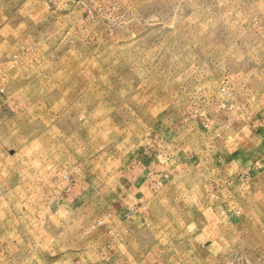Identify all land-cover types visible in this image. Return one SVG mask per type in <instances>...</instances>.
Here are the masks:
<instances>
[{
	"label": "rangeland",
	"instance_id": "rangeland-1",
	"mask_svg": "<svg viewBox=\"0 0 264 264\" xmlns=\"http://www.w3.org/2000/svg\"><path fill=\"white\" fill-rule=\"evenodd\" d=\"M0 264H264V0H0Z\"/></svg>",
	"mask_w": 264,
	"mask_h": 264
},
{
	"label": "crops",
	"instance_id": "crops-1",
	"mask_svg": "<svg viewBox=\"0 0 264 264\" xmlns=\"http://www.w3.org/2000/svg\"><path fill=\"white\" fill-rule=\"evenodd\" d=\"M146 174H147L148 176L151 175V173H149L148 171L146 172ZM153 177H158V175L154 174Z\"/></svg>",
	"mask_w": 264,
	"mask_h": 264
}]
</instances>
